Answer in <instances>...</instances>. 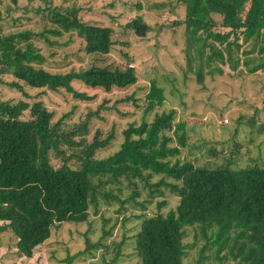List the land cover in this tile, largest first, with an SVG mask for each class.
<instances>
[{
	"label": "trees",
	"instance_id": "trees-1",
	"mask_svg": "<svg viewBox=\"0 0 264 264\" xmlns=\"http://www.w3.org/2000/svg\"><path fill=\"white\" fill-rule=\"evenodd\" d=\"M179 1L185 7V17L174 26H185L187 64L192 69L194 59L198 84H203L205 69L208 75L222 73L216 64H228L236 71L242 43L253 44L250 51H241L246 73L264 70V0ZM48 13L55 26L50 31L53 35L76 33L85 43V54L98 56L99 60L111 52V28L82 22L76 10L61 13L53 8ZM214 15L220 18L219 23ZM219 24L227 30L225 33L215 31ZM126 27L137 37L149 31L139 17ZM2 32L0 18V82L24 98H29L24 91L28 87L53 93L63 90L75 100L91 101L93 97L75 90L72 83L105 93L126 90L138 83L137 72L130 65L116 68L94 62L77 72L52 73L43 68L46 59L31 42L35 34ZM255 53V58L249 57ZM2 76L13 80L4 82ZM165 100L164 89L151 81L144 115L161 108ZM73 114L71 111L63 118ZM94 116L98 111L89 113L67 138L59 128L62 121L52 125L54 113L41 101H0V232L8 231L14 236L17 257L32 258L53 229L64 223H86L91 212L99 213L102 205L119 203L117 214H121L124 206L138 196L134 191L126 200L120 199V185L125 179L134 188L136 182L143 183L150 189L151 200L163 199L152 217L144 214L151 201L137 203L140 215L135 219L140 225L132 241L138 264H183L187 250L193 246L183 243L187 228L200 231L206 241L204 248L216 247V260H221L218 256L226 247L240 264H264V168L233 169L232 156L228 164L209 162L216 160L224 148L218 150L219 143L210 146L205 141L192 140L186 123L176 122L172 110L156 114L150 123L143 118L138 126L130 124L123 132L119 149L98 159L96 153L107 148L113 136L110 133L105 140H99L96 133L88 143L87 123ZM76 134L81 138L78 143L72 140ZM62 144L75 145L79 151L66 156L60 149ZM52 154L61 158L58 168L51 163ZM201 160L204 164L199 165ZM73 162L77 168L71 166ZM154 176H160L156 184L150 183ZM161 187L178 198L177 206L165 215L160 213L167 205ZM102 221L107 222L104 217ZM110 234L103 227L96 244H91L85 235V250L67 255L60 264H73L79 256L99 247L109 249L102 241ZM112 245L113 257L103 258L102 264H119L124 243Z\"/></svg>",
	"mask_w": 264,
	"mask_h": 264
},
{
	"label": "rangeland",
	"instance_id": "rangeland-1",
	"mask_svg": "<svg viewBox=\"0 0 264 264\" xmlns=\"http://www.w3.org/2000/svg\"><path fill=\"white\" fill-rule=\"evenodd\" d=\"M53 8L61 13L76 10L77 17L82 22L111 28L114 32L111 52L103 60H99L98 56L85 54V43L76 33H50L55 26L50 22L48 10ZM138 17L149 26L144 37L135 36L126 27ZM184 17L185 7L179 0H16L15 3L12 0H0L2 33L8 35L29 31L35 34L31 37V42L46 59L44 69L52 73L77 72L96 62L97 65L116 68L130 65L138 76L135 86L109 93L90 90L79 82H73L75 90L93 97L91 101L75 100L63 90L53 93L28 87H24V91L29 98H24L20 92L0 82V101L14 103L24 100L30 104L41 101L54 113L52 125L62 121L59 128L67 138L70 132L77 131L89 113L98 111V116L90 118L87 123L88 143H92L96 133L99 134V140H105L110 133L113 136L109 146L96 153L98 159L119 149L123 132L130 124L138 126L143 118L150 123L156 114L172 110L175 112L176 122L186 123L192 140L205 141L210 146L219 143L217 149L224 148L216 160L209 162L228 164L227 161L232 156L233 163L229 165L233 169L264 168V70L247 74L245 57L241 53L250 51L253 44L239 40L242 44L237 53L240 63L236 71H232L228 64H216L222 73L219 75L215 71L208 75L205 69L203 84H198L194 59L192 69L187 64L185 26H174L175 22H182ZM213 18L217 23L220 22L218 16L214 15ZM215 31L225 33L227 30L219 24ZM218 48L221 49L220 46ZM249 57L255 58L256 53ZM1 80L10 82L13 79L2 76ZM153 80L164 89L166 100L161 108L144 115L145 95ZM71 111H74L71 117L63 118ZM24 115L27 118L28 111ZM80 139L78 135L72 137L75 143ZM60 147L66 156L78 149L75 145L62 144ZM203 161L199 165L204 164ZM51 163L58 168L62 161L59 156L52 154ZM71 166L77 168L78 165L73 162ZM159 179L160 176H154L150 183L156 184ZM120 189L122 201L134 191L138 193L134 201L124 206L121 214H117L121 209L120 204L113 202L110 206L102 205L97 214L91 212L86 223L61 224L52 230L50 238L44 244L34 250L30 259H19L14 236L8 231L0 232V264H60L67 255L85 250V235L91 244H96L102 236L103 227L106 231H111L110 236L102 241V245L109 246V249L99 247L96 251L79 256L73 264H102L103 258L109 260L113 257L114 246L111 244L120 242L124 246L119 264H138L139 260L133 254L132 241L140 225V221L135 219L140 215L137 203L151 201L144 214L152 217L157 214V205L163 199L151 200L150 189L140 182H136L134 188L128 186V182L123 179ZM161 190L167 205L160 213L165 215L177 206L178 198L165 187H161ZM102 217L107 222H103ZM183 243L193 245L187 250L183 264H240L239 260L232 258L226 247L218 256L221 260H216V247L204 248L206 241L196 228L186 229ZM232 243L233 241L229 242L230 245ZM103 253L106 254L102 257Z\"/></svg>",
	"mask_w": 264,
	"mask_h": 264
},
{
	"label": "crops",
	"instance_id": "crops-1",
	"mask_svg": "<svg viewBox=\"0 0 264 264\" xmlns=\"http://www.w3.org/2000/svg\"><path fill=\"white\" fill-rule=\"evenodd\" d=\"M19 259H26V258H19Z\"/></svg>",
	"mask_w": 264,
	"mask_h": 264
}]
</instances>
